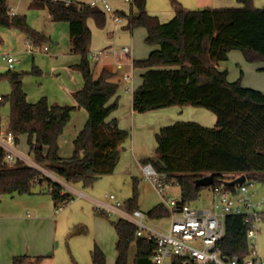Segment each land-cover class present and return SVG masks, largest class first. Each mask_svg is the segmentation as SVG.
<instances>
[{"label": "trees", "instance_id": "obj_1", "mask_svg": "<svg viewBox=\"0 0 264 264\" xmlns=\"http://www.w3.org/2000/svg\"><path fill=\"white\" fill-rule=\"evenodd\" d=\"M237 1L239 7L190 9L172 0L175 15L168 22H161L148 11L147 0L130 1L136 14L117 11L126 21L125 29L145 28V42L157 46L146 58L134 60V65L144 71L142 83L133 91V109L144 113L192 105L217 116L213 127L196 121H177L162 127L156 135V157L141 161L153 163L173 179L181 188L183 203L196 200L207 188L197 186L196 180L209 174L215 184L237 174L264 182V93L244 86L243 74L230 81L228 71L217 66L228 60L232 50L242 51L249 62H264V8L256 7L254 0ZM31 6L48 8L52 20L69 23L71 52L81 56L75 66L82 74L83 86L74 93L75 105L51 103L46 96L30 102L23 73L8 72L12 92L6 129L17 143L20 136H27L29 153L37 164L65 181L89 187L115 171L120 146L130 135L116 118L106 120L119 106L118 99L111 101L119 90V83L113 81L115 73L105 67L97 74L90 62L92 30L87 20L93 18L103 28L107 14L99 5L67 0H33ZM10 11L8 0H0V29L18 28L35 46L46 42V36L29 25L26 15ZM33 72L41 74L36 68ZM4 101L1 96L0 105ZM79 108L88 112L86 125L74 139L73 153L62 156L59 139ZM1 122L0 117V126ZM45 182L39 193L50 194L56 208L72 200L61 183L35 165L21 158L9 163L0 145V201L3 194H36L37 186ZM133 184L135 194L124 203L130 211L139 208L137 178ZM146 213L154 219L168 215L169 210L159 203ZM111 223L117 234L114 264H153L155 241L138 236L135 225L123 218ZM248 228L242 216L229 215L220 242L222 252L244 260L250 253ZM30 258L15 256L13 264H27ZM35 258L40 261L44 256ZM92 258L93 264H107L106 253L98 244ZM172 264L181 263L174 259Z\"/></svg>", "mask_w": 264, "mask_h": 264}, {"label": "rangeland", "instance_id": "obj_2", "mask_svg": "<svg viewBox=\"0 0 264 264\" xmlns=\"http://www.w3.org/2000/svg\"><path fill=\"white\" fill-rule=\"evenodd\" d=\"M32 1L8 0V4L16 13L26 15L29 25L46 36V42L36 45L34 51L31 52L28 50L30 40L27 33L12 26H4L0 29V95L5 98L4 103L0 105V117L3 119L5 127H7L8 116L11 111L9 95L12 92V86L8 79V72L23 73L28 100L32 102H36L43 96H46L50 102L55 101L53 103L68 102L66 101L67 97L70 96L68 90H75L83 84L82 74L75 66L76 63L81 61V56L70 52L69 23L52 20L48 8H35L31 6ZM109 1L115 10L130 14L132 10L130 1ZM177 1L190 9L206 6H229L226 3L229 0ZM234 1L236 2V0ZM254 5L264 8V0H254ZM101 8L107 14V22L103 28L99 27L93 18L87 20V24L92 30L90 45L91 66L95 71H98L103 64H107L118 72L119 76H123V73L126 71L132 72L131 57H120L109 52L103 53V51H107V49L113 46L121 48L129 44L133 46V58L140 60L146 58L155 46L145 42V28L138 27L133 31L125 29L126 21L124 19H122L120 24H116L113 13L103 7ZM147 8L150 13L152 12V15L158 17L159 15L155 12H161L160 16L164 17L162 12H174L175 10L172 0H147ZM133 11L137 12V9L133 8ZM45 46H48V51H45ZM99 52L103 53L102 57L99 61H95L92 56ZM8 54L14 55L18 59L12 68L9 67L7 61L3 58ZM228 65L234 66L237 72H240L243 68L234 64L231 60ZM34 68L38 69L41 74L34 73ZM245 71L248 73L247 70ZM230 72H232V69H230ZM136 76L137 84L142 78L138 71H136ZM125 85L129 86L130 81L124 80L122 86ZM27 139L25 135L19 138V142L17 143L18 151L27 157L28 160L26 161L29 164H34L47 177L61 183L72 196L71 201L60 203L59 206L62 205V208L58 209L54 205L52 207L50 225L52 239L48 247L50 251L49 253L41 254H50V256H46L40 261L32 257L27 261V264H93L92 250L95 244L101 246L105 251L107 264H114L117 234L111 221L118 217L114 216L115 214L112 215V213L110 215L103 214L104 212L97 208V204L100 201H106V195L109 194H115L118 200L125 203L135 194L134 178L138 179V206L141 210L149 212L159 203H164L166 206L165 199L156 191L152 183L146 180L142 171L139 168L129 169L132 159L131 155L125 156L120 166H118V170L113 174L103 175L102 180H98L92 186L84 187L82 184L62 180L48 169L37 164L34 157L29 153ZM151 144L150 142V146H152ZM254 182L255 188L259 192L264 193V182L258 180H254ZM46 185L47 183L45 182L43 185L37 186V193L46 187ZM80 191L86 192L87 195H81ZM23 195L16 197L28 202H34L31 198L37 195L49 197V199L52 198L47 193ZM166 196L181 200L180 186L178 184H170L167 187ZM213 199L214 195L209 186L202 189L196 200L190 203L198 208H207L212 205ZM166 207L168 208V206ZM28 209H23L25 214L28 213ZM30 209L32 210V208ZM169 222L170 218L168 215L154 218V223L158 226L166 227ZM260 226L262 231L258 237V252L260 259L264 262V221H262ZM25 254L35 256L28 252ZM165 264H172V260L168 259Z\"/></svg>", "mask_w": 264, "mask_h": 264}, {"label": "built area", "instance_id": "obj_3", "mask_svg": "<svg viewBox=\"0 0 264 264\" xmlns=\"http://www.w3.org/2000/svg\"><path fill=\"white\" fill-rule=\"evenodd\" d=\"M89 3L113 13L116 23L122 22L109 0H92ZM10 13L14 14L13 11ZM34 47L29 41L28 50L33 52ZM48 49V46H45V51ZM104 52L125 57L133 55V48L131 45L121 48L113 46ZM103 53L99 52L92 57L99 61ZM3 58L10 68L14 67L17 61L11 54ZM123 78L132 83L130 90H133L134 73L126 71ZM0 145L5 149L9 163H14L18 158L28 160L18 151L15 136L7 129H0ZM142 173L165 199L170 218L166 227L156 225L154 219L139 208L128 210L115 194L106 195V201L98 202L97 208L107 215L112 213L133 223L138 236L155 241L157 248L152 255L153 264H165L168 259H179L181 264H264L258 252V237L262 231L260 224L264 221V193L255 188L254 180L247 177L242 185L228 186L225 182L232 181L242 174L225 176L220 183L210 186L214 195L212 205L198 208L190 202L183 203L181 200L167 197V187L175 184L174 180H169L168 175L159 171L153 163L143 164ZM57 208H62V205ZM229 215H240L249 225L247 237L250 253L244 260L226 255L221 250L220 242L226 234V219Z\"/></svg>", "mask_w": 264, "mask_h": 264}, {"label": "crops", "instance_id": "obj_4", "mask_svg": "<svg viewBox=\"0 0 264 264\" xmlns=\"http://www.w3.org/2000/svg\"><path fill=\"white\" fill-rule=\"evenodd\" d=\"M70 1V0H67ZM76 2L89 3L90 1L84 0H72ZM92 1V0H91ZM237 2V3H236ZM226 1V7H239L240 4L236 0ZM131 5L130 14H136L133 11ZM184 6V5H183ZM185 7V6H184ZM207 7V6H206ZM187 8V7H186ZM13 13H16L10 7ZM117 11V10H116ZM152 13V12H151ZM154 13V12H153ZM159 15L161 22H167L171 17L175 15L174 12H162L164 17L160 16L161 12H155ZM51 17V16H50ZM120 24V23H116ZM133 31V30H132ZM129 45V44H128ZM132 46V45H131ZM155 46V45H153ZM157 46H155L156 48ZM133 48V46H132ZM71 52V50H70ZM151 52V51H150ZM72 53V52H71ZM74 54V53H73ZM133 55L125 56L131 57V64L133 66L132 72L134 73L133 90H130V85L122 86V82L125 80L123 76H119L118 72L113 70L109 65L103 64L96 73L98 74L103 68H108L115 73L113 81L119 83V90L111 101L118 99L119 106L114 110L106 120L110 121L114 118L118 120L119 126L129 131L130 135L128 139L120 146V160L115 168L118 170V166L122 163L126 155H131V168H139L142 171V159L147 157H156L157 141L155 143V137L160 129L164 126L171 125L177 121H196L202 125L213 127L217 123V116L212 111L202 108L194 107L192 105H174L166 108L150 110L144 113L137 112L133 109V91L141 83L142 80L136 84V71L140 72V76L144 69L138 68L134 65ZM18 60V59H17ZM233 61L234 64L242 66V72L235 70V67L228 65ZM78 64V63H76ZM217 66L222 70L228 71V78L230 81H235L242 76V84L247 87L258 89L264 93V62H249L245 58L244 54L240 50H232L229 52V58L227 61H221ZM232 69V72H230ZM237 69V68H236ZM248 73H246V71ZM142 78V76H141ZM83 84L77 87L75 90H68L70 96L67 97L68 102H57L59 104H71L75 105L76 100L74 93L82 88ZM30 101V100H29ZM38 101V100H37ZM32 102V101H30ZM55 101H51L53 103ZM2 119V118H1ZM88 119V112L85 108H79L73 112L71 120L66 125L64 133L59 139L60 154L62 156H70L74 150V139L80 133L86 125ZM8 125V121H7ZM6 129L5 123L1 122L0 129ZM24 136V135H22ZM20 136V137H22ZM26 136V135H25ZM150 142L152 143L150 146ZM154 145V146H153ZM71 153V154H69ZM114 171V172H115ZM113 172V173H114ZM111 173V174H113ZM103 176L99 179L102 180ZM63 180V179H62ZM98 181V180H97ZM96 181V182H97ZM81 195H87L86 192L80 191ZM40 194V193H36ZM24 196L23 194H3L0 201V264H13V259L18 255H26L25 253H31L35 256H50L41 255L46 252L49 253L48 247L51 243V219H52V207L55 206L53 199L49 197H41L39 195L31 198L34 202H28L24 199H17L16 196ZM11 196V197H9ZM23 203V204H22ZM23 205V206H22ZM19 206V207H17ZM42 207V208H41ZM29 208L28 213L25 214L23 209ZM30 208H32V211ZM44 212L42 213V211ZM27 211V210H26ZM31 211V212H29ZM116 252V250H115ZM116 258V257H115ZM133 260V257H131ZM166 263V262H165Z\"/></svg>", "mask_w": 264, "mask_h": 264}, {"label": "water", "instance_id": "obj_5", "mask_svg": "<svg viewBox=\"0 0 264 264\" xmlns=\"http://www.w3.org/2000/svg\"><path fill=\"white\" fill-rule=\"evenodd\" d=\"M246 174H242L232 181H227L225 184L228 186H234L236 184L242 185L246 181ZM214 183V176L212 174L206 175L196 180L197 186L209 187Z\"/></svg>", "mask_w": 264, "mask_h": 264}]
</instances>
